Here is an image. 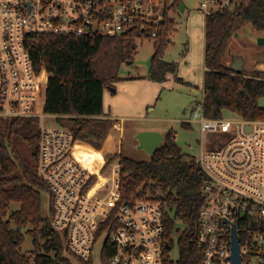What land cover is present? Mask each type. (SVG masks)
I'll list each match as a JSON object with an SVG mask.
<instances>
[{"label": "built area", "instance_id": "1", "mask_svg": "<svg viewBox=\"0 0 264 264\" xmlns=\"http://www.w3.org/2000/svg\"><path fill=\"white\" fill-rule=\"evenodd\" d=\"M240 5L242 0H205L200 8L209 15ZM164 10L165 3L155 0H0V118L39 119L37 175L48 189L52 227L79 260L93 256L99 225L120 198V162L92 173L74 154L78 141L72 131L45 123L58 116L45 113L50 73L37 68L32 42L41 35L115 37L145 31L146 23H161ZM156 36L154 30L151 38ZM203 105L202 99L191 119L201 126L195 158L206 176L197 232L200 264H231L234 226L242 263L264 264V119L208 118ZM206 133L224 137L206 146ZM114 221L116 250L109 264H163L168 242L160 201L125 203Z\"/></svg>", "mask_w": 264, "mask_h": 264}, {"label": "trees", "instance_id": "2", "mask_svg": "<svg viewBox=\"0 0 264 264\" xmlns=\"http://www.w3.org/2000/svg\"><path fill=\"white\" fill-rule=\"evenodd\" d=\"M155 1L165 3V14L157 26L146 23L145 31L131 30L115 37L41 35L32 42L37 68L50 73L45 113L57 115L60 125L72 131L74 140L79 141L76 150L80 159L87 156L89 146L92 151L100 150L113 127L114 121L103 117L107 115L103 94L121 79V66L133 61L137 37L151 38L157 30L150 79L165 82L178 70L177 63L164 56L176 30L169 13L179 0ZM247 23L264 31V0H242L235 10H216L205 16L203 106L208 118H221L224 110H229L246 119H264L260 103L264 70L236 72L222 61L225 54L231 55L234 33ZM39 136L37 118H0V264H72L67 255L73 254L64 235L52 227L51 207L49 216L43 214V193L48 189L37 175ZM119 162L120 198L96 232V242L107 233L100 250L102 264H109L115 254L113 220L119 207L144 199L160 201L165 208V240L170 248L163 246V264H200L197 232L206 176L197 159L182 152L171 129L153 156L137 160L121 153ZM27 235L33 238L29 254L22 251ZM175 238L179 257L174 260L170 253ZM80 261L93 264V256Z\"/></svg>", "mask_w": 264, "mask_h": 264}, {"label": "rangeland", "instance_id": "3", "mask_svg": "<svg viewBox=\"0 0 264 264\" xmlns=\"http://www.w3.org/2000/svg\"><path fill=\"white\" fill-rule=\"evenodd\" d=\"M204 1L179 0L170 11L171 17L176 22L177 31L171 34L173 41L165 50V60L177 63L178 71L175 75H170L165 82L150 79L148 76L149 65L154 52L155 41L153 38L137 37V48L133 62L124 63L119 71L121 79L113 84L112 89H105L103 97L104 111L110 112L112 110L121 116H125L122 123L126 130L122 139L123 149L120 154L137 157L140 160L149 157L145 152L137 151L138 142L132 129L150 123L156 124V126H160L166 131L173 129L177 132V143L184 152L194 156L199 155L202 138L201 126L198 122H194L187 127L183 123L191 117L192 109L197 105L196 101L203 99L206 14L205 11L201 10L200 4ZM182 5L184 8H181ZM247 25L251 24L247 23ZM252 29L256 32H262L257 31L253 26ZM239 31L242 32V28ZM229 46V49L233 51L232 53L242 54L247 59L245 73L253 74L257 62H264V47L257 46L246 38L233 37ZM226 55H224L222 61L224 60L223 62L229 65L231 55L228 57ZM137 76L140 77L133 80L128 78ZM176 76L182 78L186 83L176 81ZM113 90L116 93H113ZM261 102L264 105V98ZM143 116L147 118H143ZM224 116L233 115L225 113ZM153 118L155 120H151ZM118 119L121 118L118 117ZM45 123L60 125L56 119L50 118H46ZM66 123L68 126L71 124L69 121ZM220 137L224 136L222 134L206 133L204 135L206 146H211L212 142L217 143ZM116 142H118V138H116ZM106 149L108 147L98 151L106 152ZM105 157L106 163L108 160L110 163L117 160L119 154L111 152ZM100 168L95 171L93 169L92 173H98ZM43 214L45 216L50 215V201L47 192L43 193ZM103 240L104 237L98 240L94 247L93 264H102L100 250ZM32 249L33 238L27 235L22 251L29 254ZM170 255L174 260L179 257L176 238ZM67 256H69L72 264H83L76 256L71 254Z\"/></svg>", "mask_w": 264, "mask_h": 264}, {"label": "crops", "instance_id": "4", "mask_svg": "<svg viewBox=\"0 0 264 264\" xmlns=\"http://www.w3.org/2000/svg\"><path fill=\"white\" fill-rule=\"evenodd\" d=\"M174 0H172V2H173ZM169 15H170V13H169ZM171 16V15H170ZM175 31H177V26H176V30ZM172 39V38H171ZM173 41V40H172ZM154 53V52H153ZM152 57V56H151ZM245 57V56H244ZM164 58H165V56H164ZM205 58V57H204ZM133 60H134V57H133ZM133 62V61H132ZM132 62H129V63H132ZM169 62H171V61H169ZM172 62H174V61H172ZM263 66H264V62H257V66L256 67H254V71H256V70H263L264 68H263ZM149 69H150V65H149ZM205 69H206V67H205V65H204V72H205ZM246 69H247V59H246ZM178 71V70H177ZM246 71V70H245ZM172 75H175V74H172ZM140 76H137V77H128L129 78V80H133L134 78H139ZM170 77V76H169ZM169 79V78H168ZM175 80L176 81H181V82H183V83H186L182 78H180V77H177L176 76V78H175ZM188 84V83H187ZM113 88V87H112ZM112 88H110V89H112ZM105 92V91H104ZM113 93H116L115 92V90H113ZM103 97H104V94H103ZM263 99V98H262ZM261 99V100H262ZM261 100H260V103H261V105L262 106H264L263 104H262V102H261ZM199 101H196V104L198 103ZM196 107V106H195ZM194 107V108H195ZM194 108L192 109V113H193V110H194ZM105 112V111H104ZM192 113H191V117L190 118H188L186 121H185V123H187L189 126H191V124L192 123H194V121H192L191 119H192ZM225 113H228V114H235V113H233V112H231V111H229V110H224V112H223V115H225ZM105 114H107V115H105V116H103L104 118H108V119H111V120H113L114 121V124H113V127L111 128V130H110V132L108 133V135H107V137H106V139H105V141H104V143H103V146H102V148H104L105 149V147H108V149H106V152H101V151H92L91 149H90V146L88 147V148H86V152H87V156L85 157V158H81V161H83V163L84 164H86L87 166H88V168H90V170H91V172H93V169H94V171L95 170H98L102 165H104L105 163H106V155L107 154H110L111 152L113 153V154H115V153H118V154H120V152L122 151V149H123V143H122V139H123V136H124V134H125V130H126V127L123 125V123H122V121L124 120V117L125 116H121V115H119V114H117L116 112H113L112 110H110V112H105ZM118 117H120L121 119L119 120L118 119ZM143 118H147L146 116H143ZM151 120H155L154 118L153 119H151ZM56 121H57V119H56ZM152 123V122H151ZM141 130H159V131H161V132H163V134H165L167 131L166 130H163L160 126H156V124L155 125H153V124H150V123H148V125H146V126H140V127H135V128H133L132 129V132H133V134H134V136H135V134L138 132V131H141ZM173 130V129H172ZM174 131V130H173ZM174 133H175V140H176V142H177V132L176 131H174ZM116 138H118V142H116ZM79 142V141H78ZM89 145H91V144H89ZM179 145V144H178ZM92 146V145H91ZM92 147H94V146H92ZM95 148V147H94ZM101 148V149H102ZM96 149V148H95ZM182 149V148H181ZM200 150H201V147H200ZM138 151V150H137ZM78 152H80L79 151V149H78ZM144 152V151H143ZM182 152L183 153H185V154H188V153H186V152H184V150L182 149ZM189 155H191V154H189ZM136 156H139V155H136ZM192 156H194V155H192ZM194 157H196V156H194ZM132 158H134V159H137V160H140L139 158H137V157H133L132 156ZM92 166H94L93 168H92Z\"/></svg>", "mask_w": 264, "mask_h": 264}, {"label": "water", "instance_id": "5", "mask_svg": "<svg viewBox=\"0 0 264 264\" xmlns=\"http://www.w3.org/2000/svg\"><path fill=\"white\" fill-rule=\"evenodd\" d=\"M181 8H184L183 5ZM234 37L238 39L246 38L255 43L257 46L264 47V31L256 32L251 25H244L242 32L239 30L234 33ZM236 72H243L246 70V59L242 54H233L231 62L228 65ZM137 140V150L144 151L148 156H153L161 147L164 134L159 130H141L135 134ZM170 248V246H168ZM231 264H243L242 255L240 252V237L236 231V226L233 228V243Z\"/></svg>", "mask_w": 264, "mask_h": 264}, {"label": "bare ground", "instance_id": "6", "mask_svg": "<svg viewBox=\"0 0 264 264\" xmlns=\"http://www.w3.org/2000/svg\"><path fill=\"white\" fill-rule=\"evenodd\" d=\"M74 154H75V156L77 157V159L86 167V168H88V166L86 165V164H84L83 163V161H81V159L77 156V150H76V147H75V149H74ZM89 169V168H88ZM90 170V169H89Z\"/></svg>", "mask_w": 264, "mask_h": 264}, {"label": "flooded vegetation", "instance_id": "7", "mask_svg": "<svg viewBox=\"0 0 264 264\" xmlns=\"http://www.w3.org/2000/svg\"><path fill=\"white\" fill-rule=\"evenodd\" d=\"M233 51H231V49H229V53L231 54V56L234 54V53H232ZM237 54V53H236Z\"/></svg>", "mask_w": 264, "mask_h": 264}]
</instances>
